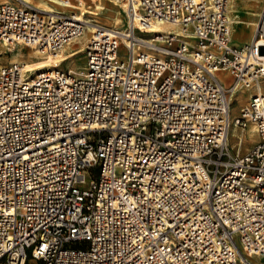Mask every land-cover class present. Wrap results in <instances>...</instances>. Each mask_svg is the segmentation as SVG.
I'll use <instances>...</instances> for the list:
<instances>
[{"label":"built area","instance_id":"obj_1","mask_svg":"<svg viewBox=\"0 0 264 264\" xmlns=\"http://www.w3.org/2000/svg\"><path fill=\"white\" fill-rule=\"evenodd\" d=\"M115 1L124 28L64 4L0 0V54L64 57L0 66V264H255L264 1L243 46L229 0ZM249 125L259 138L241 154Z\"/></svg>","mask_w":264,"mask_h":264},{"label":"rangeland","instance_id":"obj_2","mask_svg":"<svg viewBox=\"0 0 264 264\" xmlns=\"http://www.w3.org/2000/svg\"><path fill=\"white\" fill-rule=\"evenodd\" d=\"M30 2H32L35 5L44 7L46 5L49 4H53L54 6H56L58 9H62L60 7H62L61 5L55 4L53 2H49V0H29ZM74 1V0H73ZM247 5L248 8L246 10V15L249 17H253L255 15V12L257 11V7L254 4L253 0H247ZM49 3V4H48ZM84 4H86L87 6H89L92 9H95L97 12L96 14H91V13H86V17L93 19L95 21H97L98 23H102L108 26H112L114 23L115 18L120 17L122 14L124 16V11L121 8V12L118 11L117 7H119V5H115L113 3V0H84V2H82ZM237 7H241L240 5L236 4ZM243 8V7H242ZM246 8V7H245ZM69 10H72L74 8H68ZM78 9V8H76ZM230 10H231V0H230ZM254 10V11H253ZM119 14V15H118ZM230 15L232 16V12H230ZM254 18V17H253ZM126 25V20H124V22L120 25L122 27H125ZM88 34H86L87 36ZM233 35V32H232ZM242 37H244V33L243 32H238L237 33V39H241ZM84 39H82L83 41ZM82 41L78 42V44L82 43ZM81 46V45H78ZM12 47V46H11ZM13 47H15V49H11L10 52L8 51H3V53L0 54V66L1 65H5L10 63L11 61H19L22 62L24 64H26L27 61L29 60H33V59H38V57H31V51L32 49L23 45H13ZM20 48V49H19ZM122 52L124 53V51L122 50ZM42 57H46L44 54L42 55ZM84 62V53L83 54H78L77 56H75L73 58V60L71 59H67L65 60V62H63V66H69L72 64H75V66H81L83 65ZM35 70H38V68H35ZM227 81H230L227 78ZM249 89H245V90H239L236 91L234 93V96L232 98L233 100V113L236 114L240 108V106L244 105L246 103V101L248 100V94H249ZM251 127V126H249ZM246 130V136L244 139V143L242 145V150H241V154L246 153L249 148L258 140V135L254 130ZM239 129L233 125V127L231 128V134L229 136V141L230 143L233 145L238 137H239ZM262 259H264V257L262 256H254L253 260L257 261L258 264H264V262L262 261ZM254 262V261H253Z\"/></svg>","mask_w":264,"mask_h":264},{"label":"bare ground","instance_id":"obj_3","mask_svg":"<svg viewBox=\"0 0 264 264\" xmlns=\"http://www.w3.org/2000/svg\"><path fill=\"white\" fill-rule=\"evenodd\" d=\"M80 1V4H78L77 2H74L73 0H49V2H53L55 4H58V5H63V7L65 8H78V9H81V14L80 15H86V13H93V14H96L97 15V12L95 9H92L90 8L89 6H87L86 4L82 3L84 2V0H79ZM93 1V0H92ZM243 0H231V10H230V0H229V15H230V12H232V16L230 15V18H231V23H232V32L234 30L237 29V24L239 25L241 22V17H240V14H242L241 11L242 10V7H237L236 4L240 5L241 2ZM254 1V4H257V3H261L262 0H253ZM113 3L115 5H119V7H117L118 11L121 12V8H122V5L117 1L113 0ZM49 4V3H48ZM67 5V6H65ZM262 5V4H261ZM45 8H48L49 10L50 9H55L57 8L56 6H54L53 4H49V5H46ZM123 9V8H122ZM246 9V8H245ZM124 11V9H123ZM254 11V10H253ZM122 13V12H121ZM119 15V14H118ZM124 20H126V17L123 16V14L118 17V18H115L114 20V23H113V27H119V28H124L122 26H120ZM101 23V22H100ZM247 23L249 25H251L252 27H254L253 25V22L252 21H247ZM127 24V22H126ZM126 27V25H125ZM157 29H166L167 28V25H163V24H157L156 26ZM238 30V29H237ZM11 49H15V47H4V50L5 51H8L10 52ZM20 49V48H19ZM43 54H39V53H36L34 51H31V57H38V59H33V60H29L26 62V68L29 70V69H35V68H38V69H41V68H47L48 66H53L54 63L58 62L59 60H62L64 57L61 56L59 59L58 58H53V56L51 55H48L47 57H42ZM238 88H240V86H238ZM251 126V125H249ZM249 130H253V127H249ZM255 264H258L257 261L253 260ZM262 261L264 262V259H262Z\"/></svg>","mask_w":264,"mask_h":264},{"label":"crops","instance_id":"obj_4","mask_svg":"<svg viewBox=\"0 0 264 264\" xmlns=\"http://www.w3.org/2000/svg\"><path fill=\"white\" fill-rule=\"evenodd\" d=\"M263 1L264 0H262L260 4L259 3L255 4L256 7H257V11L255 12V15L253 16L254 18L252 16L249 17V16L246 15V10L248 8L247 0H243L241 2L240 6L243 7L242 8L243 11H241L242 14H240V17H241V21L240 22L241 23L239 25L238 24L236 25L238 30L237 29L234 30L233 31V35L231 34V41H232L233 44H235L237 46H243L245 43L250 42V40H251V38L253 36V33H254V27L249 25L247 23V21H249V22L252 21L253 24L255 25V22L257 21V19L259 17V14L261 12V9H262V6H263L261 4H263ZM245 7H246V9H245ZM238 32H243L244 33V37H242L239 40L237 39V33Z\"/></svg>","mask_w":264,"mask_h":264}]
</instances>
